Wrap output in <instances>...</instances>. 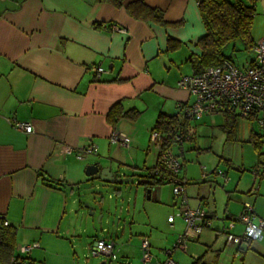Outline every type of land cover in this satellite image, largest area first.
Here are the masks:
<instances>
[{
  "label": "crops",
  "instance_id": "0c3cea01",
  "mask_svg": "<svg viewBox=\"0 0 264 264\" xmlns=\"http://www.w3.org/2000/svg\"><path fill=\"white\" fill-rule=\"evenodd\" d=\"M198 1L123 0L116 6L107 0H0V215L16 229V248L37 243L29 252L37 253L59 247L62 234L74 229L70 224L63 226L74 210L69 207L67 191L72 196L70 204L80 206L72 195L75 187L85 180L109 183L99 173L87 176L88 164L97 163L99 171L108 168L117 178H131L137 186L145 182L141 177L149 178L157 161L149 135L158 114L182 115L194 100L178 86V80L198 69L196 42L205 33ZM131 2L157 8L173 24L134 17L125 7ZM254 5L251 38L255 41L264 38V0H255ZM97 65L105 70L99 78L92 70ZM117 103L123 111H137L136 117L109 123L107 113ZM217 115L226 119L220 113L202 117L213 121ZM13 119L29 122L32 131L17 129ZM196 121L186 120L191 142L173 143L171 148L182 160L189 206H203L212 219L198 241L225 232L227 220L238 216L251 188L240 185V178L230 184L227 171L228 179L223 182L218 165L209 170L200 166L197 158L202 159L203 153L195 162H186L189 150L199 153L205 148L196 142ZM114 129L129 136V145L110 141ZM252 133L250 138L261 136ZM90 142L97 151L81 160L73 153L59 152L63 144L82 148ZM144 186V192L135 191L133 201L144 211L155 240L157 236L163 239L162 246L180 232L176 222L182 220L172 217L176 198L168 184H152L149 198ZM114 191L120 192L117 187ZM88 212L93 215V207ZM258 217L264 220V213ZM242 228L236 220L231 231ZM148 239L152 248V239ZM193 246L196 259L223 264L219 254L216 260H205L209 245L202 257L201 249ZM164 250L153 255L152 264H159ZM29 258L35 261L32 255Z\"/></svg>",
  "mask_w": 264,
  "mask_h": 264
},
{
  "label": "rangeland",
  "instance_id": "374dc122",
  "mask_svg": "<svg viewBox=\"0 0 264 264\" xmlns=\"http://www.w3.org/2000/svg\"><path fill=\"white\" fill-rule=\"evenodd\" d=\"M224 53L240 67L252 56L249 51L244 49L240 41L227 45ZM204 117L196 121L195 138L196 142L202 147L205 146V148H200L201 150L197 151L199 153H191L189 150L187 153L190 155L188 158L186 157V162L191 159L195 162L196 157L203 153L201 155L202 159L197 158L200 166L204 165V168L206 166L209 170L218 165V168L221 169L218 175L227 171L230 177L229 182L233 185L240 178V185L246 183L245 187L248 185V188H251V193L245 194L247 195V201L245 202L252 203L257 216L261 215V213H264V149L260 148L261 155H257L256 149L250 141V136L254 135L253 131L258 134L261 133L259 125L255 120L251 121L241 117L229 116L228 119L224 120L221 115H217L212 117L213 121H206L207 118ZM134 180H136V177ZM152 180V177L147 179L141 177L140 179L142 182H151ZM80 185L78 189L75 187L72 192V195L80 200V206L70 204L72 196L70 191H67L69 194V207L74 208V210L67 214L63 226L70 224L74 229L62 234L59 247L48 252L41 249L37 253L33 251L26 255L28 257L32 255L38 264H143L140 260L139 249L141 237H151V252L153 255L158 254L162 249H170L175 243V238L166 235L168 242L164 241L165 244L161 246L163 239L157 236L155 240L156 235L148 225L144 211L141 207H138V204L135 205L136 203L133 201L135 191L138 189L141 193L144 192L142 189L144 184L137 186L133 181H130L102 185L98 179H94L93 181L85 180ZM116 187L119 188L120 192L114 191ZM250 198L256 203L258 212L252 200H248ZM85 205L93 207V215H89ZM127 208H129V211H127ZM99 216H102V219H99ZM172 217L175 218L174 214ZM172 222L170 220L168 224ZM228 222L229 220H227V224ZM176 225L180 229L179 233H181L184 229L183 220L182 222L177 221ZM206 230L207 228L203 232ZM242 230L240 232L233 231V233L240 234ZM214 238L205 239L201 237L198 241H191L187 245L186 253L174 250L172 258L177 264H193L196 261L195 257H197L194 254L193 245L201 249L199 255L209 245L210 251H208L207 257L205 256L207 262L211 259L216 260L220 256L223 264H264V238L250 244L249 249L246 250L247 255L243 260H241V257L245 253L235 258L233 247L224 245L226 232H221L220 235L214 236ZM95 239L115 240L121 245L122 249L119 257L111 262L102 263L103 258L92 256L91 247ZM160 246L161 248H159ZM217 254L219 255L217 256ZM197 264L204 263L201 261Z\"/></svg>",
  "mask_w": 264,
  "mask_h": 264
},
{
  "label": "built area",
  "instance_id": "2783aa9c",
  "mask_svg": "<svg viewBox=\"0 0 264 264\" xmlns=\"http://www.w3.org/2000/svg\"><path fill=\"white\" fill-rule=\"evenodd\" d=\"M114 30L124 33V29L113 26ZM251 58L243 65H236L231 59H225L221 64L209 66L201 71L183 76L178 80V86L189 92L194 97L191 104L183 109L186 120H198L209 113L227 114L255 120L261 129V148L264 149V38L254 41L250 49ZM96 77L105 70L100 65L92 67ZM14 127L26 133L32 131L29 122L12 120ZM110 141L118 145H129V136L114 129L109 137ZM190 139L187 132H178L174 136L173 143H182ZM150 146L157 152V161L152 169V175L160 184H168L176 198L177 209L175 217L184 222V229L177 235L176 241L170 249L164 250V258L159 264H177L172 258L174 250L187 252V245L195 241L205 228H209L212 219L203 206L191 207L188 204L186 193V180L181 176L182 164L171 146L164 144L161 133L151 130L149 135ZM97 146L90 142L82 148H76L67 144L61 145V154L73 153L76 159H84L87 155L95 154ZM224 182L227 176L221 173ZM4 225L8 222L0 215ZM241 222L243 230L235 234L231 230L235 221ZM172 226V223H169ZM225 245L233 247L235 258L242 256L253 241L264 238V220L258 218L254 206L250 202H244L242 211L235 219H229L225 228ZM37 243L18 245L16 251L20 255L28 254ZM140 260L143 264H152L153 254L147 237L140 239ZM121 246L112 239H95L92 243L91 254L101 257L108 262L116 260L120 255ZM11 264H17L12 258ZM31 264H38L32 261Z\"/></svg>",
  "mask_w": 264,
  "mask_h": 264
},
{
  "label": "trees",
  "instance_id": "16d2710c",
  "mask_svg": "<svg viewBox=\"0 0 264 264\" xmlns=\"http://www.w3.org/2000/svg\"><path fill=\"white\" fill-rule=\"evenodd\" d=\"M116 6H121L123 0H107ZM255 0H199L198 9L203 21L205 33L201 36L196 45L200 50L198 57V69L201 71L209 66L219 65L225 59H231L224 53L227 45L240 41L245 50L250 51L254 44L251 38V27L255 14ZM127 10L136 18L148 19L162 25L173 24L167 22L162 11L157 8L148 7L142 2H131L126 6ZM137 111L134 109L123 111L120 103L114 104L107 113V121L115 125L121 118L134 119ZM226 119L227 114H224ZM234 117V116H233ZM152 130L161 133L164 144L171 146L174 136L178 132H186V118L184 115L159 113ZM250 141L256 149L257 155H261V136L251 137ZM153 180L144 182L145 188L152 184H160L154 176L149 175ZM16 229L11 225H4L0 218V264H11L12 258L17 264H31L28 256L20 255L16 251ZM201 262L196 259L193 264ZM205 264V263H204Z\"/></svg>",
  "mask_w": 264,
  "mask_h": 264
},
{
  "label": "water",
  "instance_id": "95a60500",
  "mask_svg": "<svg viewBox=\"0 0 264 264\" xmlns=\"http://www.w3.org/2000/svg\"><path fill=\"white\" fill-rule=\"evenodd\" d=\"M98 171L99 168L97 163L88 164L85 168V174L87 176H94L97 173H99L100 178L103 180H107L109 183H124L128 181H132L131 178L114 177L113 172L110 171L108 168H102L99 172ZM150 191H151V187L146 188L147 198H149ZM85 206L88 210H90V213H92L91 212L92 207L89 205H85Z\"/></svg>",
  "mask_w": 264,
  "mask_h": 264
}]
</instances>
